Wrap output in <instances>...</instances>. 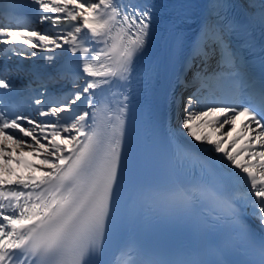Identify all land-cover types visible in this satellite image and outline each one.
<instances>
[{"label": "snow or ice", "instance_id": "obj_1", "mask_svg": "<svg viewBox=\"0 0 264 264\" xmlns=\"http://www.w3.org/2000/svg\"><path fill=\"white\" fill-rule=\"evenodd\" d=\"M155 7L144 0H12V20L0 19V264H264V39L259 75L249 63V53L257 55L254 23L264 37V0H249L251 15L243 18L231 4L210 0L190 44L192 80L181 81L185 91L200 86L184 100L180 131L220 154L214 164L227 173L223 187L178 172L165 186L126 183L128 92ZM37 22L48 29L32 28ZM241 34L244 49L233 42ZM26 46L70 54L29 66L31 76L67 80L70 95L52 98L44 84L35 96L17 87L20 78L4 69L37 57ZM212 80L234 86L205 91ZM240 116L246 119L237 132ZM163 148L180 157L187 144L171 137ZM29 153L42 158L27 167L42 174L5 179L13 174L7 165H24ZM143 206L189 220L203 241L197 258L162 261L132 239L110 258L114 238L127 235Z\"/></svg>", "mask_w": 264, "mask_h": 264}, {"label": "bare ground", "instance_id": "obj_2", "mask_svg": "<svg viewBox=\"0 0 264 264\" xmlns=\"http://www.w3.org/2000/svg\"><path fill=\"white\" fill-rule=\"evenodd\" d=\"M257 6H258V5H257ZM209 132H211V131H209ZM213 138H216V137L214 136ZM207 147H208V146H207ZM29 155L32 157V160H33L34 162L37 163V165H40V162H41V158H42V157L38 158V157H36V156L31 155L30 153H29ZM19 167H20V166H19ZM45 167H46V166H45Z\"/></svg>", "mask_w": 264, "mask_h": 264}]
</instances>
